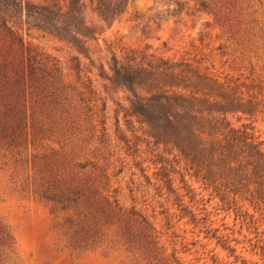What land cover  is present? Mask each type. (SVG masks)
I'll return each instance as SVG.
<instances>
[{
	"label": "trees",
	"instance_id": "1",
	"mask_svg": "<svg viewBox=\"0 0 264 264\" xmlns=\"http://www.w3.org/2000/svg\"><path fill=\"white\" fill-rule=\"evenodd\" d=\"M128 2L50 0L31 7L27 0H0V143L16 157L24 190L52 214L62 215L61 235L71 258L120 249L144 264H181L175 255H167L148 217L121 204L108 168L76 156L82 148L88 151L91 142L102 144L106 134V121L102 130L92 121L90 104L96 93L91 78L83 75L85 65L76 60L70 69L74 74H65L55 58L26 45L1 10L8 7L44 20L50 34L75 45L87 59L85 47L96 33L83 21L81 10L89 6L102 20H116ZM110 70L106 79L127 94L125 122L132 118L139 124L135 133L142 135L135 138L143 136L148 146L168 154L159 161L160 180L166 178L169 185L166 173L179 169L201 183L223 210L246 203L264 215V151L247 126L237 128L228 117H252L264 110H250L244 99L235 105L232 89L187 64L130 58L114 60ZM183 197L191 198L188 193ZM190 221L197 224L196 215ZM11 253V237L0 229V264H7Z\"/></svg>",
	"mask_w": 264,
	"mask_h": 264
},
{
	"label": "rangeland",
	"instance_id": "2",
	"mask_svg": "<svg viewBox=\"0 0 264 264\" xmlns=\"http://www.w3.org/2000/svg\"><path fill=\"white\" fill-rule=\"evenodd\" d=\"M27 1L31 7L50 2ZM1 10L26 45L55 58L65 74H74L70 69L76 60L85 65L83 75L91 78L96 93L90 104L92 121L98 130L106 121V134L102 144L91 142L88 151L82 148L76 156L108 168L112 191L117 190L125 208L134 207L148 217L168 256L175 255L181 264H264L263 212L246 203L241 209L223 210L201 183L179 169L171 167L166 173L169 185L166 178L160 180L159 161L168 154L148 146L143 136L135 138L139 124L124 119L127 94L106 79L112 75L114 60H169L199 68L232 89L235 105L244 99L250 110H264V0H129L125 13L108 21L85 6L83 21L96 33L85 47L87 59L75 45L50 34L44 20L8 7ZM228 117L237 128L247 126L264 151V114ZM15 159L0 143V229L13 244L7 264H144L120 249L71 258L61 235L62 215L52 214L24 190L22 169ZM187 193L191 198L183 197ZM192 215L197 224L190 221Z\"/></svg>",
	"mask_w": 264,
	"mask_h": 264
}]
</instances>
